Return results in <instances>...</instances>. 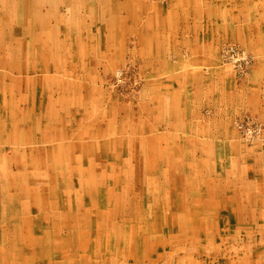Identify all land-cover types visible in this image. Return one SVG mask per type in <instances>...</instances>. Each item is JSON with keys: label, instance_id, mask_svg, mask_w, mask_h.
Returning a JSON list of instances; mask_svg holds the SVG:
<instances>
[{"label": "rangeland", "instance_id": "1", "mask_svg": "<svg viewBox=\"0 0 264 264\" xmlns=\"http://www.w3.org/2000/svg\"><path fill=\"white\" fill-rule=\"evenodd\" d=\"M130 1L0 0V264H264V0L141 2L189 9L180 15L217 48L199 71L216 70V101L237 107L221 129L236 138L185 144L166 136L169 151L217 152L205 158L203 183L189 175L199 157H149L150 138L164 140L165 129L131 133L148 80L133 57L136 40L95 79L67 56L76 34L126 35L135 10L143 12ZM225 78L241 84L237 92ZM122 118V133L99 134ZM208 197L218 206L199 205Z\"/></svg>", "mask_w": 264, "mask_h": 264}, {"label": "crops", "instance_id": "2", "mask_svg": "<svg viewBox=\"0 0 264 264\" xmlns=\"http://www.w3.org/2000/svg\"><path fill=\"white\" fill-rule=\"evenodd\" d=\"M134 1L131 0L129 3ZM141 2L142 0L138 2L137 6L143 10L142 15L135 10L132 19L136 23L133 22L129 25V28H125L126 35H121L123 30L120 28H115L110 33L106 29L101 30L99 34L88 31L85 33L84 38H81V34H76L71 39L72 42L68 43L71 48L67 49V51L69 50L67 56L71 55L73 58H78L79 63L83 66V72L85 70L86 73L83 76L95 79L98 77L97 75L108 72L112 65H116L128 53L130 38L136 40L137 49L133 51V57L140 62V66L144 70L146 69L144 72L148 80L137 96V101L133 104L134 109H132V121L130 123L131 133L134 136L136 134L133 133V130L137 134H140L143 130V133L155 134L157 130L165 129L164 137L161 138L164 140L160 141L158 137L150 138L153 151L150 150L149 153L153 154L149 157L167 159L168 162L169 160L178 159V157L184 159L199 157L201 160L197 161L196 164L198 173L189 175L192 177L191 182L199 181L203 183L206 176L204 171L205 158H215L218 156L217 152L207 151L203 148H199L195 152L194 145L193 148L182 146L181 149L176 148L169 151V147H166L168 145L166 136L169 135V142L171 143L178 141L185 144L226 143L233 142L232 139L236 138V132L233 133V136H229L225 129L223 130L224 134H222L221 129L226 126V120L229 119L228 116L224 115L237 112V107L225 108L220 100L216 101V94L220 93V90L217 91L218 89L216 90L215 86L218 84L213 74L216 70L211 71L208 75L203 71H199L201 70L200 66L214 62L213 56L216 55L217 48L214 45V40H211L209 36L208 38L205 37L199 26L190 25L188 23L190 19L180 15V13L190 15L189 9L178 7L170 10L168 7L169 11L166 12V6H155V4L151 5L148 2H146V5H142ZM170 4L172 5V2ZM215 13L218 12L213 11V14ZM186 36L189 38L186 39ZM112 48H114V51ZM258 67L261 69L259 65L253 69L250 75L252 80L250 81H253L256 77L255 73H259L260 69ZM226 80L223 81V85H226V88L231 87L237 92V88L241 84L233 78H227ZM207 81L210 82L209 85H207ZM255 93H257L256 90ZM206 95L209 99L208 97L205 98ZM239 96L240 94L236 98ZM205 100L210 102L207 103ZM124 106L127 108L130 105L124 103L120 105L122 109H124ZM206 107H209L214 114L206 116L203 113ZM123 121L122 118V123L116 124L117 126L104 125L99 134L107 137L112 136L113 132L114 134L122 133ZM135 140L133 138L131 142ZM115 141L119 143L129 142L127 139L118 138ZM159 143L162 144L159 146ZM125 148L128 149V147ZM132 150L135 151L136 148ZM177 153H180V155ZM116 156L122 158L125 155ZM140 156L139 154L132 155L134 158ZM186 156L187 158H185ZM181 168L180 171H185L183 170L184 167ZM187 168H191L190 160H187ZM222 168L221 164H215L212 170L216 172L221 171ZM169 172H172V170H169ZM211 189L215 194L217 188L213 187ZM207 200L199 205L218 206V203L212 202L209 197Z\"/></svg>", "mask_w": 264, "mask_h": 264}, {"label": "bare ground", "instance_id": "3", "mask_svg": "<svg viewBox=\"0 0 264 264\" xmlns=\"http://www.w3.org/2000/svg\"><path fill=\"white\" fill-rule=\"evenodd\" d=\"M36 1H37V0H36ZM19 2H20V1H19ZM43 2H44V1H43ZM21 3H22V2H21ZM36 3H37V2H36ZM17 4H18V2H17ZM19 5H20V4H19ZM22 5H23V4H22ZM20 7H21V6H20ZM20 7H19V8H20ZM21 11H22V10H21ZM21 11H20V12H21ZM4 13H5V12H4ZM12 13H13V12H12ZM4 15H5V14H4ZM18 16H19V15H18ZM18 16H17V17H18ZM6 17H7V16H6ZM9 17H10V16H9ZM12 17H14L13 14H12ZM6 19H7V18H6ZM7 22H8V21H7ZM12 31H13V30H12ZM12 31H11V32H12Z\"/></svg>", "mask_w": 264, "mask_h": 264}]
</instances>
